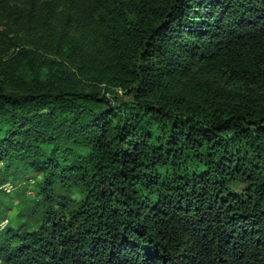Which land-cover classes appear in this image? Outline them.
I'll return each mask as SVG.
<instances>
[{"label":"trees","instance_id":"obj_1","mask_svg":"<svg viewBox=\"0 0 264 264\" xmlns=\"http://www.w3.org/2000/svg\"><path fill=\"white\" fill-rule=\"evenodd\" d=\"M4 10L0 264H264V0Z\"/></svg>","mask_w":264,"mask_h":264},{"label":"rangeland","instance_id":"obj_2","mask_svg":"<svg viewBox=\"0 0 264 264\" xmlns=\"http://www.w3.org/2000/svg\"><path fill=\"white\" fill-rule=\"evenodd\" d=\"M1 1L4 4V8L8 9L10 7H18V6H20V1L21 0H1ZM4 8L0 7V10H1V12H0V29H9L10 28V30L13 31V30H15L16 26L15 25H11L13 27L9 26L10 23H11L10 21H12V20L11 19H10V21L7 20L6 17L8 15V12L5 11Z\"/></svg>","mask_w":264,"mask_h":264}]
</instances>
